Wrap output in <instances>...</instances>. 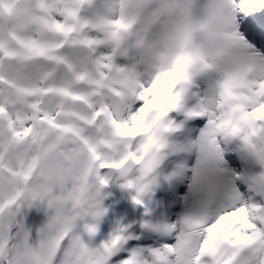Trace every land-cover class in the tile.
Returning <instances> with one entry per match:
<instances>
[{"label":"snow or ice","instance_id":"1","mask_svg":"<svg viewBox=\"0 0 264 264\" xmlns=\"http://www.w3.org/2000/svg\"><path fill=\"white\" fill-rule=\"evenodd\" d=\"M0 264H264V0H0Z\"/></svg>","mask_w":264,"mask_h":264}]
</instances>
